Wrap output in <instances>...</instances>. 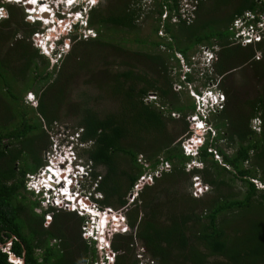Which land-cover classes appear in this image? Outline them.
<instances>
[{"label": "trees", "instance_id": "16d2710c", "mask_svg": "<svg viewBox=\"0 0 264 264\" xmlns=\"http://www.w3.org/2000/svg\"><path fill=\"white\" fill-rule=\"evenodd\" d=\"M152 2L151 32L156 39L118 35L137 31L146 6L141 0H100L88 19L96 36L81 39L69 34L68 51L51 69L49 60L30 40L36 26L25 23L15 6H10L8 18L0 21V98L6 96L13 106L2 101L5 114L0 117V142L6 139L8 143H0V229L7 217L4 227L25 245L23 254L15 240L11 251L23 256L26 264H81L89 261V255L94 258L95 248L81 240L83 217L54 208L37 213L34 209L38 201L25 194V175L43 165L39 152L46 146L48 135L41 120L50 128L53 122L63 121L62 116H70L73 127L82 129V141H92L80 153L85 162H91L92 179L101 177L97 190L103 195L98 200L102 207H123L139 176L154 171L161 160L170 165L168 170L153 175V182L145 184L135 202L127 207L130 233L112 238L111 247L117 253L114 264H137L141 260H148L149 264H264V190L251 180L264 184V57L255 60L252 46L233 44L226 26L233 16L245 10L264 9V0H200L191 24L180 17L179 0ZM214 5L223 11L216 21L210 18L195 27L199 14ZM231 5L234 8L226 11ZM175 17L178 20H172ZM162 30L169 41L157 35ZM131 41L141 45L134 49L127 43ZM215 42L219 49L211 69L220 78L217 85L226 100L212 114L216 133L211 135L208 129L205 142L197 150L196 158L202 166L187 171L185 164L192 157L183 153L182 139H177L188 129L186 115L193 113L195 104L193 100H178L172 90L169 64L174 59L178 66L175 51L186 55L197 45L212 47ZM242 65L260 81L257 95L243 105L228 80L231 72ZM98 68L104 71L103 78L95 76ZM82 73L85 78L75 83L74 77ZM63 75L70 79L59 83ZM16 79L22 83L21 94L15 93ZM186 80L191 81V77L187 75ZM41 81L47 82L37 93V106L23 104L25 93ZM50 90H56L61 97L56 107L59 115L51 112ZM151 94L155 98L148 100ZM30 109L40 117L38 122L27 119ZM14 117L19 118L15 125L11 119ZM255 118L260 119L258 133L250 123ZM28 136H33V141L43 138V144L36 151L23 147ZM219 141H225L232 153L228 154ZM213 152L222 156L221 162L214 159ZM139 155H144L147 167L138 161ZM18 159L19 171L14 163ZM194 176L208 185L200 196L193 195ZM238 181L240 190L234 192ZM23 210L30 214L24 213L21 220ZM46 212H54L48 227L43 226ZM249 212L253 216L247 219ZM236 218L240 229L228 226ZM108 231L106 222L100 241L107 252L104 237ZM43 235L56 238L58 243L47 245L42 242ZM134 237L142 246L140 257L132 249ZM36 248L41 253L37 254ZM0 264H13L1 250Z\"/></svg>", "mask_w": 264, "mask_h": 264}, {"label": "built area", "instance_id": "2783aa9c", "mask_svg": "<svg viewBox=\"0 0 264 264\" xmlns=\"http://www.w3.org/2000/svg\"><path fill=\"white\" fill-rule=\"evenodd\" d=\"M70 1V4L62 5L59 0H37L35 6H31L29 0H3L0 1V21L9 16V14H7V3L21 8L24 22L36 26L31 33V42L36 48H39L40 53L48 55L53 52L57 43L65 38L67 33L70 35L75 34L81 39L95 37L97 34L94 28L89 27L88 19L90 11L97 5L98 0H95V3H92V0ZM198 3L199 0H179L180 17L186 22L191 21ZM43 5L46 7L42 10L41 6ZM46 8L47 12L49 11V15L45 12ZM43 14L48 17L46 18ZM174 20H178V17H175ZM227 30L230 32V41L233 44L243 47L252 46L254 48L253 59H263L264 9L245 10L241 14L233 16L229 21ZM49 36L53 39L52 45L45 46L44 41L48 39ZM66 48L67 47L64 49ZM213 48L215 49V47ZM64 49H58V53L53 57L55 61L58 57H62L63 53L68 51V49L67 51H64ZM174 54L178 59V66L181 69L182 79H185V81L189 73L203 70L204 66L217 59V55L211 47L205 45H197L194 49L186 53V55L179 51H175ZM51 60L53 61V59ZM30 94L33 96L32 93ZM215 98H219L217 108H215L211 102L208 104V108L211 107L213 112H216L225 101L224 94L220 92ZM192 99L195 103V113H201V118H198L196 116L197 114H194L197 118V120H195L196 130H211V126L206 122L208 114L205 109L206 105L203 96L199 95L197 91L192 90ZM53 126L58 127L56 121L53 122L51 128H53ZM63 126L64 128L59 132L58 142L56 140L49 149V152L45 155V163L43 166L35 172L26 174L24 182L25 189L36 196L43 209H48L50 207L54 209H64L84 217L85 224L82 226L81 231L85 239L90 238V236H93L94 239L96 238L95 236L97 234L92 231L97 232L99 222L105 215L111 216V218H107V227H109L108 232H128L129 226L126 222L125 210L138 198V193L142 187L145 184H151L153 182V175H159L162 169H169V163L161 160V163L154 171H147L139 176L132 190L128 193L126 205L123 207L118 209H114L110 206L102 207L98 203V200L102 199L103 195L97 190L98 182L101 177L98 176L96 179H92L91 162H85L79 157V151L87 148L92 141L81 140V128L71 130L67 126ZM59 127H62V125ZM252 128L255 130L256 126L253 125ZM197 139L200 138L198 137ZM185 144L186 142L181 144L183 146V153L187 155L192 154L193 149L190 147L191 145H189V143ZM50 155H52L53 160L48 159ZM138 161L147 167L148 163L142 156H138ZM219 162L221 161L219 160ZM49 163H51V165H48ZM245 165H247V161ZM47 169H49L52 174L54 172L55 175H57L56 172H58L57 176L53 175L55 179H53L50 173H46ZM63 172H65L64 175H62ZM68 177L70 183L66 181ZM251 180L255 183L257 188L264 190V184L262 182L257 179ZM192 188L193 195L199 196L208 189V186L203 184L199 177L194 176L192 179ZM64 191L73 193L72 201H67L69 200L67 197L70 195L68 193L65 194ZM60 192L62 193V200L59 196ZM79 202L83 203L85 207L79 204ZM100 238L101 236H98L99 241ZM104 239L106 238L104 237ZM106 243L108 252L107 250L100 251V242H95V244H97V252L99 253L98 258L91 262H82L81 264H113L116 252L110 249V245L107 241ZM141 250L138 252L139 257L141 256ZM146 261L141 260L137 264H146Z\"/></svg>", "mask_w": 264, "mask_h": 264}, {"label": "rangeland", "instance_id": "374dc122", "mask_svg": "<svg viewBox=\"0 0 264 264\" xmlns=\"http://www.w3.org/2000/svg\"><path fill=\"white\" fill-rule=\"evenodd\" d=\"M99 1L100 0H98L97 4L99 3ZM152 1L153 0H141V3L142 4H146V6L143 7L145 9V10L143 9L145 11V13H144V16L143 15L141 16V19L138 22L137 31L136 32L132 31V32H129V33L128 32L126 33L125 31H123L122 33L118 32V35H123L127 39H133L135 35H138L141 38L148 37L147 39H150V40L156 39V36L154 35V33L151 32V30H152L151 29V21H152V19H151V16L150 15H151V12H152L151 10H152V6H153V2ZM8 4L9 3L6 4L7 14H9L8 13L9 7L10 6H15V5H8ZM15 7H16V10L18 9L17 12H19L20 15H21V13H22L21 12L22 11L21 8H19L17 6H15ZM197 7H198V5H197ZM232 8H234V7H232V5H231V6L226 7L225 10L226 11H230ZM222 12L223 11L222 10H218L215 5L213 7L208 6V8L206 9V11L202 12L201 14H199V16H198L199 18L197 19L199 21L195 25V27L199 28L198 24L200 22H202L204 20L206 21L207 19H210V18L212 19L213 22H215L216 21V18L218 16H220V14ZM195 16L196 15H195V12H194L193 17L191 18V21L186 22V23L187 24L188 23L191 24L193 22V19H195ZM162 17H164V14L162 15ZM172 20H174V19H172ZM228 24H229V22L227 23L226 26H228ZM116 35H117V33H116ZM157 35H159L160 37L166 38L167 41L170 40L169 36L166 35L163 32V30L162 31H158L157 32ZM51 36H53V35H51ZM65 38L67 39L66 41H63L62 43L61 42L57 43L59 45H57L56 47L59 50H61L62 48L64 49L65 47H67V48L64 49V51H67V49H69V47H70V38H69V34L68 33L65 35ZM214 40L215 39L212 38V44L214 43ZM52 42H53V39H52V37L49 36L48 39H46L44 41V44H45V46H47V45L50 46V45H52ZM127 43L130 46H132V48H134V49L138 45H141V44H139V43H137L135 41H131V42H127ZM229 44L231 45V42ZM218 46H219L218 43H216V45L212 46V47H215L216 52L219 49ZM161 50L163 51V48H161ZM63 56H64V54H63ZM100 59H101V57H100ZM54 61H55V59H53L52 63ZM40 62H41V60H40ZM50 63H51V61H50ZM240 63H241V61L239 63L238 62H235L233 65H238ZM51 64H49L48 69H51ZM169 65H170V68H171V70H170V74L171 75L170 76H172V79H173L172 90L175 91L178 94V100L181 103H186V102L189 103V102H192V100H193L192 99V90L203 92L204 90L211 89L213 92H217L218 94H219V92L220 93H223L221 91V88H219V86L217 85L219 78L218 77L217 78L215 77L217 75L215 74V72L213 71V69H210L207 72H205L204 70H199L198 72H191V73L188 74V76L191 77V81H187V80L185 81V79H182L181 69L179 68V66H176V63H175V60L174 59H171L170 60V64ZM95 71H96L95 72V76L96 77L103 78L102 76L104 74V71H100L99 68L98 69H95ZM207 75H209L210 77H212V78H210L211 80L207 78ZM83 77L85 78V74L84 73H82V76H80V74H79L77 77H74L75 79H73V81H75V83L76 82H79V81H81V79ZM225 77L226 76H224L223 79ZM69 79L70 78L68 76L63 75L61 77V79L59 80V83H61V82H68ZM17 80H19V79H16V81H15L16 84H14L15 87H16L15 93L17 94V92H19V94H21L20 86L22 85V83H20ZM228 80L230 81L229 83L233 85V88L232 89H234L233 92L235 93V97L237 98V101L239 100L240 103H242V105H243V102L245 103V100L254 98L257 95V91L259 90V87H260V81L257 78H255V76L253 75L252 71H250V69L247 68L246 65L239 66L235 70H233L231 72V74L229 75V79ZM46 82L45 81H41L39 83H36V85L33 88L34 90H29V91H27L25 93V96L21 99L22 100V103L25 104L28 107H33V108L36 107L37 106V103H38V101H37L38 100L37 95L44 88ZM263 82H264V80H263ZM229 83L226 81V84H229ZM30 93H32L33 96ZM48 97L50 99L51 112L54 113V114H57L58 113V115H59V111L56 109V107L58 105H60V100H61L60 95L57 93L56 90H50L48 92ZM148 98H149L148 100L154 99L155 98V95L154 94H151ZM3 100L5 101L6 104H9L10 103V99H8L6 96L0 98V117H2V116L4 117V114H5L3 112L4 111L3 104H5L4 102H2ZM225 100H226V97H225ZM11 104L12 103H10V105ZM22 106H24V105H22ZM28 107H27V109H29ZM233 110L236 111V108H234ZM195 111H196V109L193 111V113H191V112L187 113V115H186V121H187V124H188V127H187L188 129L186 130L185 133L180 134L179 135V138L177 139V140L182 139L181 144H183L184 142H186V144L189 143V145H191L190 147L193 149V151L192 150L191 151H192V154H194V156L192 157V159H189L186 162V164H185L187 171L191 170V168L194 167V166H198V167H201L202 166V164L197 160L195 154L197 153L198 148L205 142V139L207 138V131H209L208 129H205V130H196L195 120H197V118L194 116ZM241 111H242V109H240L239 112H241ZM239 112L237 111L236 113L239 114ZM215 113H217V111L216 112H213L212 114H215ZM212 114L211 115H207L206 122L208 123V125L211 126V130H210L211 135H214V133H216V129L213 127ZM240 115H241V113H240ZM172 116L174 118H179V115L178 114H172ZM26 117H27V119L29 120L30 123H33V121L34 122H38V118L40 120V117H37L35 111L34 110H31V109L28 111ZM62 117L64 118V120L61 121V122H59L57 120L56 123H57V126L58 127H54L53 126V128H51V127L49 128L48 125L45 122H42V120H41L42 128L44 129V131L48 135L47 138H46V140H45V143H44L46 146L44 148L42 147L41 151L39 152V155L41 156L42 160H43L44 155L47 154V151L56 142V140L58 142V140H59L58 139L59 132L61 131L62 128H64L63 125L67 126L71 130H74L75 129V127H73V125H72L73 122L71 121L70 116H62ZM11 119L13 120V125H15V123H18V121H19V118L18 117L17 118L14 117V118H11ZM250 123H252L253 125L256 126V129L255 130L258 133L260 131V119H255V120L252 119ZM60 125H62V127H59ZM9 127H11V125H9ZM67 127H65V128L68 129ZM177 127H178V131H179L181 128L179 127V125H177ZM258 128H259V130H258ZM196 136L199 137L200 139H197ZM42 144H43V138H39L37 140L35 139V141H33V136L26 137L24 139V141L22 142V146L23 147H26V148L33 147L32 150H34V151H36L39 148V146L42 145ZM218 144L221 147H223L224 150L228 154H231L232 153V149L231 148H226L225 147L227 145V143L225 141H221V142L219 141ZM147 146L150 147V144H147ZM44 150H46V151H44ZM182 151H183V146H182ZM185 155H187V154H185ZM139 156H142V155H139ZM79 157L82 159L80 151H79ZM213 157H214V159H217L218 162H219V160L222 161V156L219 155L218 153L213 152ZM28 163H30V162H28ZM44 163H45V160H43V164ZM20 165H21V161H20V163H19L18 166H20ZM49 172L50 171H47V173H49ZM56 173L58 174V172H56ZM200 181L202 182L201 178H200ZM203 184H205V183H203ZM240 186H241V183L238 181L236 183V185L233 187L234 188L233 191L234 192L235 191L239 192ZM227 189L228 188H226L225 190H227ZM25 194H26L27 198L38 201V205L35 206V209H34L37 213H42L43 211L48 210V209H43L40 206L39 200L36 198V196L34 194H32L31 192H29L27 190H26V193ZM61 211L68 212L67 210H64V209H61ZM125 212H126V210H125ZM125 212H124V214H125ZM53 213L50 212L49 215H53ZM246 215H247V219H249L250 217L253 216V215H251V212L247 213ZM107 218H108V216H106L105 220ZM126 222H127V219H126ZM239 223H240L239 222V219L236 218V219H233L231 221V223L228 224V226L230 228L239 227V229H240L242 226ZM84 224L85 223H84V219H83V222L80 225V231L82 230V226ZM241 230H245V229H241ZM107 233H108V236H106V240H107V242L110 245V249H112L111 242H112V238L114 237L115 233H113V232L112 233L111 232H107ZM128 233H130L129 230H128V232H118L116 234H128ZM80 236H81V240L85 241L86 244L90 248H95V253H94L93 260H96L98 258V254H99L97 252V249H96V245L97 244H95V242H93L90 238L85 239L82 236V231L80 233ZM132 242H133V248L132 249H133V251L135 249V253L137 254L141 250L142 246L139 245L140 242L135 237H134V240ZM99 249H100V251H103L104 250L103 249V246L101 244V241H100ZM39 253L40 252H38V254ZM116 255H117V253H116ZM88 259H89V262H91L92 261V256L89 255L88 256ZM114 262H115V260H114ZM146 264H149L148 263V260L146 261Z\"/></svg>", "mask_w": 264, "mask_h": 264}, {"label": "flooded vegetation", "instance_id": "af4514ba", "mask_svg": "<svg viewBox=\"0 0 264 264\" xmlns=\"http://www.w3.org/2000/svg\"><path fill=\"white\" fill-rule=\"evenodd\" d=\"M1 144H3L4 146H6V144L8 143V140H3L2 142H0ZM44 151H46V150H44ZM47 152H49V150L47 151ZM46 153V152H45ZM44 158H45V155H44V157H43V160H44ZM15 168L16 169H18V171H19V163H20V160L18 159V160H16L15 162ZM47 170H49V169H47ZM46 170V171H47ZM24 213L26 214V212H25V210H23V211H21V214H20V219L21 220H23L24 219ZM49 213L50 212H46L45 214H44V219H43V226L44 227H48V226H50L51 225V223L53 222V216L52 215H49ZM30 213L29 212H27V214L26 215H29ZM6 222H7V217H5V219H4V223L2 224V228L0 229V236H1V238L3 239V241L1 242V243H5V242H7V241H10L11 242V247H13V244H14V241L16 240V241H18L19 242V244H20V247L23 249L22 250V252H23V254H25V245H24V243L21 241V239L19 238V237H17L13 232H12V230H10L9 228H7V227H4V226H6ZM42 242H44V243H47V245H49V246H54L55 244H57L58 243V240L56 239V238H47V237H45V235H43L42 236ZM36 251H37V254H38V252H40L41 253V251H40V248H36ZM24 260H25V258H24ZM40 261H42L43 259L41 258V259H39ZM53 260V259H52Z\"/></svg>", "mask_w": 264, "mask_h": 264}, {"label": "clouds", "instance_id": "9594fccd", "mask_svg": "<svg viewBox=\"0 0 264 264\" xmlns=\"http://www.w3.org/2000/svg\"><path fill=\"white\" fill-rule=\"evenodd\" d=\"M59 42H61V41H59ZM58 42V43H59ZM57 45H59V44H57ZM206 46H208V45H206ZM35 47V46H34ZM208 47H211V46H208ZM36 48V47H35ZM37 50H38V52L40 53V51H39V48L37 47L36 48ZM211 49L216 53V50L213 48V47H211ZM58 48L57 47H55V49L53 50V52H51L50 54H48V55H46V54H42V53H40L41 55H43L46 59H48L49 60V62L51 61V63H52V60L51 59H54L53 57H55V55L58 53ZM63 54H65V53H63ZM216 55H217V53H216ZM62 57L60 56V57H58L57 58V60L56 61H54L52 64H51V66H53L54 64H57L59 61H60V59H61ZM217 60V59H216ZM216 60H214V61H211L208 65H206V66H204V68H203V70L205 71V70H210L211 68H212V65H213V63L216 61ZM220 80V79H219ZM198 92V94L199 95H202L203 96V98H204V103H205V105H206V107H205V109L207 110V114L208 115H211L212 113H213V109L210 107V108H208L209 107V103L211 102L214 106H215V108H217L218 107V99L219 98H215L216 97V95L218 94L217 92H213L211 89H207V90H204L203 92H201V91H197ZM25 96V95H24ZM220 109V108H219ZM195 114H197L196 116L198 117V118H201V113L200 112H196ZM256 119V118H255ZM255 119H253V120H255ZM202 120V119H201ZM253 126V124L251 123V127ZM208 132V131H207ZM197 137V136H196ZM198 138V137H197ZM181 147H182V145H181ZM196 155V154H195ZM189 156L190 157H193L194 156V154H189ZM51 208V207H50ZM61 210V209H60ZM99 224H100V222H99ZM93 233H96L97 235L95 236L96 238L94 239L93 238V236H90V239L93 241V242H100L99 240H98V235H100L99 233H98V231L97 232H94V231H92ZM113 233H117V232H113Z\"/></svg>", "mask_w": 264, "mask_h": 264}, {"label": "bare ground", "instance_id": "6f19581e", "mask_svg": "<svg viewBox=\"0 0 264 264\" xmlns=\"http://www.w3.org/2000/svg\"><path fill=\"white\" fill-rule=\"evenodd\" d=\"M60 1V3L62 4V5H65V4H70V0H59ZM77 1V0H76ZM29 3H31V6L32 5H34L35 6V4H36V2L35 3H33V2H30V0H29ZM29 3H27V4H29ZM44 7H46V6H41V9L43 10V9H45ZM36 8V7H35ZM40 12H43V11H40ZM45 12H47V8H46V10H45ZM44 12V13H45ZM48 13V15H49V11L47 12ZM43 16H45L46 18L48 17V16H46V15H44L43 14ZM53 153V152H52ZM48 159H52V155H50V157L48 158ZM53 160V159H52ZM48 165H51V163H49ZM47 171H50V170H47ZM47 171H46V173H47ZM50 173V172H49ZM64 173L65 172H63V174L62 175H64ZM52 174V173H51ZM57 174V173H56ZM53 175H55V173L53 172V174L51 175L52 177H53V179H55V177L53 176ZM58 175V174H57ZM57 175H55V176H57ZM66 181L67 182H69V177L66 179ZM70 183V182H69ZM49 187V186H48ZM71 190V189H70ZM64 193L65 194H69L70 196H68L67 198H69V200H67V201H72V194L73 193H71L70 191L69 192H67V191H64ZM56 195V194H55ZM61 195H62V193L60 192V194H59V196H60V198H61ZM64 197V196H63ZM61 200H62V198H61ZM76 203V202H75ZM79 204H81V205H83L84 206V204L83 203H81V202H79ZM85 207V206H84ZM106 216H108V215H105L104 217H102V220H100V224H99V228L97 229V231H98V233L100 234V235H98V236H101V238H102V229H103V227H104V225H105V223L107 222V219L105 220V218H106ZM101 238H100V240H101ZM100 245V244H99Z\"/></svg>", "mask_w": 264, "mask_h": 264}, {"label": "water", "instance_id": "95a60500", "mask_svg": "<svg viewBox=\"0 0 264 264\" xmlns=\"http://www.w3.org/2000/svg\"><path fill=\"white\" fill-rule=\"evenodd\" d=\"M0 250L6 252L8 260L13 264H26L23 256H17L11 251V242L0 243Z\"/></svg>", "mask_w": 264, "mask_h": 264}, {"label": "snow or ice", "instance_id": "6c2138e0", "mask_svg": "<svg viewBox=\"0 0 264 264\" xmlns=\"http://www.w3.org/2000/svg\"><path fill=\"white\" fill-rule=\"evenodd\" d=\"M30 2L35 3V2H37V0H30ZM92 3H95V0H92Z\"/></svg>", "mask_w": 264, "mask_h": 264}]
</instances>
